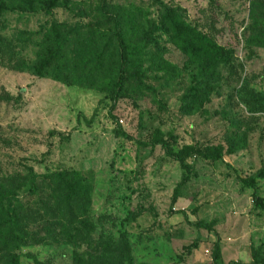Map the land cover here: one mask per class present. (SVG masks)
Wrapping results in <instances>:
<instances>
[{
    "label": "rangeland",
    "instance_id": "rangeland-1",
    "mask_svg": "<svg viewBox=\"0 0 264 264\" xmlns=\"http://www.w3.org/2000/svg\"><path fill=\"white\" fill-rule=\"evenodd\" d=\"M44 1L28 3L34 10L25 4L24 10L10 8L3 17L0 182L11 178L23 187L30 169L80 171L92 187L83 210L85 230L94 227V237L127 231L138 243L134 264H215L216 242L217 264L252 261V250L264 248V209L254 200L264 198V45H253L251 52L247 39L264 0H161L232 50L230 66L209 87L206 101L186 110L180 98L193 69L167 42L164 56L177 67L152 81L165 107L148 90L113 100L84 78L66 84L24 70L23 62L34 61L53 23L69 43L81 36L77 26L100 25L96 0H55L50 8ZM109 1L126 11L138 8L136 17L147 32L158 23L161 10L154 0ZM73 48L83 56L88 45L76 42ZM205 93L203 87L197 94ZM156 135L178 147L221 145L222 159L192 157L185 172L161 147L149 144ZM185 174L189 179L172 202ZM198 221L211 229L198 227ZM194 240L198 246L178 262L182 246ZM91 252L96 254L89 244L43 237L23 247L21 264H84ZM0 264H7L1 254Z\"/></svg>",
    "mask_w": 264,
    "mask_h": 264
},
{
    "label": "trees",
    "instance_id": "trees-1",
    "mask_svg": "<svg viewBox=\"0 0 264 264\" xmlns=\"http://www.w3.org/2000/svg\"><path fill=\"white\" fill-rule=\"evenodd\" d=\"M154 1L161 14L154 29L147 32L136 17L138 8L134 9L135 14L132 9L126 11L115 2L96 0L94 16L100 25L89 21L86 25L77 26L76 32L81 36L69 43L67 34L53 23L50 35L41 43L34 61L23 62L22 68L66 84L84 78L90 86H96L113 100L127 92L148 90L155 96L156 102L165 107V103L155 94L152 81L159 73L168 75L177 67L164 56L167 42L179 50L184 63L193 69L192 79L180 98L181 107L186 110L193 103L200 108L208 98L209 87L221 80V70L230 66L232 50L188 21L175 7L161 0ZM30 2L32 0H0V52L5 46L3 17L6 11L10 8L24 10V4L28 10H34V4L28 5ZM55 2L45 0L44 6L50 8ZM253 16L255 21L250 25L247 39L251 52L253 45H264V12ZM106 20H110L109 26L104 23ZM158 34L160 39L156 37ZM76 42L88 45L85 55L76 56L73 48ZM203 87L206 93L200 96L197 93ZM121 134L130 138L125 131L121 130ZM138 144L146 145V142L138 141ZM149 144L161 147L185 172L190 170L189 159L192 157L209 161L222 159L221 145L183 144L178 147L157 135ZM188 176L185 174L176 184L172 202L178 198ZM26 178V187L12 184L11 178H7L9 184L0 182V254L7 264H21L23 247L33 245L43 237L58 242L89 244L96 254H92L93 251L88 254L84 264L135 263L138 243L127 231H118L112 236L96 234L94 237V227L85 230L83 218L86 215L83 210L84 206L90 204L92 187L80 171L63 169L36 173L30 169ZM248 182L254 184L253 180ZM254 200L264 209V198L256 196ZM136 214H132L131 219ZM195 224L211 229V225L202 221ZM197 246L196 240L183 245L178 253V262L185 260ZM219 250V242H216L212 250L215 264ZM257 251L258 254H255ZM97 254L102 256L98 257ZM252 254V261L248 263L230 261L229 264H264V248L253 249Z\"/></svg>",
    "mask_w": 264,
    "mask_h": 264
}]
</instances>
